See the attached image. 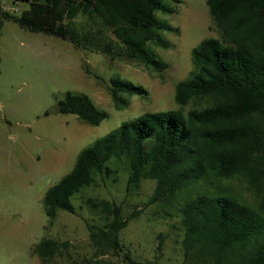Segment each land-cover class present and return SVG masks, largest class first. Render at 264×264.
I'll return each instance as SVG.
<instances>
[{
    "label": "trees",
    "instance_id": "trees-1",
    "mask_svg": "<svg viewBox=\"0 0 264 264\" xmlns=\"http://www.w3.org/2000/svg\"><path fill=\"white\" fill-rule=\"evenodd\" d=\"M17 16L0 11L31 32L86 46L111 59H133L159 74L167 63L155 52L175 31L157 13L170 14L167 0H21ZM179 2L180 0H170ZM218 38L200 39L189 51L191 69L173 87L177 108L143 112L119 123L81 148L71 169L46 188L42 210L52 221L58 210L74 212L71 198L99 179L125 178L131 193L153 182L151 203L172 209L181 230L180 264H264V0H204ZM77 16L87 22L78 29ZM106 30L107 33L103 32ZM108 94L115 109L145 98L140 85L112 76ZM195 101L186 111L182 107ZM56 111L97 125L107 112L83 93L65 91ZM244 182L242 196L224 180ZM105 216L88 226L94 255H118L124 226L117 208L99 202ZM96 207L97 204H94ZM66 242L40 238L31 248L47 264ZM124 264L139 262L122 255ZM79 264H110L86 259Z\"/></svg>",
    "mask_w": 264,
    "mask_h": 264
},
{
    "label": "rangeland",
    "instance_id": "rangeland-1",
    "mask_svg": "<svg viewBox=\"0 0 264 264\" xmlns=\"http://www.w3.org/2000/svg\"><path fill=\"white\" fill-rule=\"evenodd\" d=\"M173 11L157 13L175 31H165L166 48L156 47L167 63L159 74L133 59H111L86 46L31 32L12 18L0 25V264H39L31 248L40 238L66 242L47 264H79L81 260H101L124 264L122 255L139 262L180 264L181 230L172 209L151 203L153 182L143 180L131 193L125 178L115 182L97 180L74 194V212L58 210L50 222L42 210L47 187L67 173L77 152L94 139L143 112L177 108L174 84L191 69L190 49L202 38H218L204 0H167ZM27 3L0 0V11L17 16ZM88 22L74 20L78 29ZM103 32L107 33L106 30ZM118 76L142 86L147 95H132L122 109H115L108 94L109 79ZM65 91L83 93L107 117L89 125L73 114L56 111ZM195 101L182 107H196ZM239 195L248 196L244 182H222ZM117 208L125 220L117 233L119 256L112 251L94 255L88 226L99 224L106 215L99 202ZM94 204H97L95 207Z\"/></svg>",
    "mask_w": 264,
    "mask_h": 264
}]
</instances>
